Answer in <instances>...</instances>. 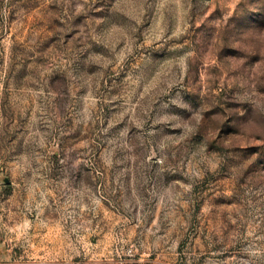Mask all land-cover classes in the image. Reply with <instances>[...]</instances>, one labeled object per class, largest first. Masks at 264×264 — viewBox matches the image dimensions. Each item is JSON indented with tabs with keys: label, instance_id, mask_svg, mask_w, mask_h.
Here are the masks:
<instances>
[{
	"label": "rangeland",
	"instance_id": "rangeland-1",
	"mask_svg": "<svg viewBox=\"0 0 264 264\" xmlns=\"http://www.w3.org/2000/svg\"><path fill=\"white\" fill-rule=\"evenodd\" d=\"M0 264H264V0H0Z\"/></svg>",
	"mask_w": 264,
	"mask_h": 264
}]
</instances>
